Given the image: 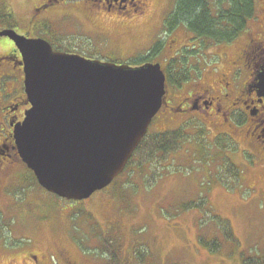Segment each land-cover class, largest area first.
<instances>
[{"label": "rangeland", "instance_id": "obj_1", "mask_svg": "<svg viewBox=\"0 0 264 264\" xmlns=\"http://www.w3.org/2000/svg\"><path fill=\"white\" fill-rule=\"evenodd\" d=\"M40 1L0 0V10L8 11L17 33L42 38L55 50L130 65L167 38L164 19L177 2L151 0L137 21L98 27L50 18V8L34 13ZM165 51L150 61L164 68ZM215 53L213 48L209 56ZM161 123L154 117L147 133L159 131ZM179 127L185 128L180 147L144 161L136 154L107 188L83 201L60 198L35 183L27 167L18 169L0 188V264H30L32 254L57 264L56 245L90 264H254L264 258V169L246 163L226 136L224 142L195 124L165 123L163 129ZM208 242L219 247L207 249Z\"/></svg>", "mask_w": 264, "mask_h": 264}, {"label": "water", "instance_id": "obj_2", "mask_svg": "<svg viewBox=\"0 0 264 264\" xmlns=\"http://www.w3.org/2000/svg\"><path fill=\"white\" fill-rule=\"evenodd\" d=\"M3 34L21 53L31 105L14 129L22 161L47 191L89 198L124 170L164 103L160 64L89 60L43 39ZM258 87L264 90V73Z\"/></svg>", "mask_w": 264, "mask_h": 264}, {"label": "flooded vegetation", "instance_id": "obj_3", "mask_svg": "<svg viewBox=\"0 0 264 264\" xmlns=\"http://www.w3.org/2000/svg\"><path fill=\"white\" fill-rule=\"evenodd\" d=\"M150 2L151 0H43L33 12L50 8V18L63 16L84 26L90 23L102 27L105 21L115 20L122 24L137 21L148 10ZM49 17L46 18L47 22ZM260 17L263 25L257 30H246L242 40L220 44L211 42L209 45L207 40L197 38L180 23L167 29L168 36L163 40L159 53L154 55H163L165 41H168L170 44L166 48L164 60L170 62L177 56L178 61L185 62L190 76L192 75V80L181 88H176L181 89L180 92L171 93V83L161 66L166 75V95L156 116L204 127L214 138L226 136L240 148L246 163L264 169V90L257 86V78L264 72V15ZM10 20V17L0 18V31L13 29L9 26ZM253 22L252 20L250 24H254ZM179 29L183 31V35L177 33ZM179 36H183L182 43ZM4 37L6 41L0 39L1 189L7 188L18 169H26L15 145L14 127L22 122L29 108L24 92L21 55L14 43ZM113 42L116 43L115 38ZM175 42H178L176 47L173 46ZM153 48L141 58L143 62L155 57L151 56L155 51ZM213 48L216 53L210 57ZM187 52L191 53L187 55ZM27 171L30 172L28 169ZM59 256V264H90L86 259L75 258L65 247L59 250ZM33 258L37 261V256Z\"/></svg>", "mask_w": 264, "mask_h": 264}, {"label": "trees", "instance_id": "obj_4", "mask_svg": "<svg viewBox=\"0 0 264 264\" xmlns=\"http://www.w3.org/2000/svg\"><path fill=\"white\" fill-rule=\"evenodd\" d=\"M258 1L260 5L256 9L257 0H177L174 11L164 19L165 29L167 30L168 28H172L173 26L182 23L186 29L194 34L197 38H203L207 40L208 45L211 42L215 44H220L222 42H237L242 40V35L246 30H257L261 25H263L260 16L264 15V11L262 12V9H264V0ZM258 12L260 16L256 21L255 16H258ZM3 18L5 19L6 16H3ZM252 20L254 21V24H250ZM161 47L162 42L160 45H157L153 48L155 51L151 53V56H153L155 53H159ZM190 53L191 52H187V55ZM180 59L182 60V58ZM178 60L179 59L177 56L170 62L165 60V71L167 73L168 81L171 83L172 91L177 90V87L181 88V86L187 83V81L192 80V75L190 76L185 62ZM141 62L143 63L142 59L138 60L135 65L141 64ZM160 119L162 121L160 130L156 133H147L135 150L133 157L137 154L139 155L140 160L144 161L146 158H149V156H153L159 152L164 153L172 150V148L175 146L180 147V143L184 137L185 128L179 127L173 130H165L163 128H165V123H175L177 126L188 124L181 120H167L164 117ZM204 133H206L205 130ZM219 139H221V137ZM219 146L225 148V145L221 146L219 144ZM130 162L131 161L129 160L127 167L129 166ZM235 168L238 169V167ZM34 181L36 182L35 178ZM228 234H230V236H228ZM224 236L226 239L233 240L232 234L228 231L224 232ZM205 245L207 249H216L219 247L216 242H208ZM61 248L62 246L58 245L54 247L55 252L53 255H55V257L58 259V264L60 261L59 250ZM71 254L75 258H81L73 252H71ZM33 256L37 255L32 254V258H30V264L44 263L41 258H37V261L33 260ZM250 262L251 260L249 259L244 260L243 263L251 264ZM256 262L252 261L254 264H264V258Z\"/></svg>", "mask_w": 264, "mask_h": 264}]
</instances>
